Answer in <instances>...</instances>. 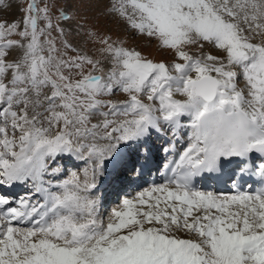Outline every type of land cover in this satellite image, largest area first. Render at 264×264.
I'll return each mask as SVG.
<instances>
[{"label":"snow or ice","instance_id":"snow-or-ice-1","mask_svg":"<svg viewBox=\"0 0 264 264\" xmlns=\"http://www.w3.org/2000/svg\"><path fill=\"white\" fill-rule=\"evenodd\" d=\"M101 6L164 55L101 31ZM16 7L0 19V264H264V0ZM153 138L167 162L141 184Z\"/></svg>","mask_w":264,"mask_h":264},{"label":"rangeland","instance_id":"rangeland-1","mask_svg":"<svg viewBox=\"0 0 264 264\" xmlns=\"http://www.w3.org/2000/svg\"><path fill=\"white\" fill-rule=\"evenodd\" d=\"M8 2L13 4V7L7 9L0 8V19H5L9 21L19 19L21 13L17 11L16 6L22 7L26 0H8ZM49 2L55 3V0H49ZM60 4H63V0H60ZM69 14L76 15V9L73 8V10ZM92 23L96 24L97 27L101 29V31H107L109 28H111L114 33V38L115 33H118L123 39L128 41V45L130 47H136L138 50L142 51L145 55H148L150 58L159 59L164 55L163 52L157 49L153 41H150L149 39L144 37L133 36L132 34L125 32L122 26L117 25L114 20L108 18L106 12L103 10V6H101L100 10L94 13Z\"/></svg>","mask_w":264,"mask_h":264},{"label":"bare ground","instance_id":"bare-ground-1","mask_svg":"<svg viewBox=\"0 0 264 264\" xmlns=\"http://www.w3.org/2000/svg\"><path fill=\"white\" fill-rule=\"evenodd\" d=\"M157 141H158V138H153V141L152 142L158 143ZM101 200H102L103 207H105V204H106V201H104L105 199L104 198H101Z\"/></svg>","mask_w":264,"mask_h":264}]
</instances>
